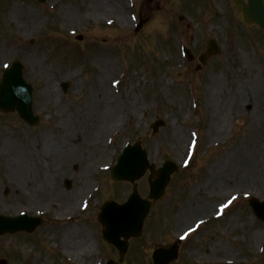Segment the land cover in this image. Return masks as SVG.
Here are the masks:
<instances>
[{"label": "rangeland", "instance_id": "1", "mask_svg": "<svg viewBox=\"0 0 264 264\" xmlns=\"http://www.w3.org/2000/svg\"><path fill=\"white\" fill-rule=\"evenodd\" d=\"M100 1H109L126 22L109 9L95 11L93 0H46L43 4L0 0V77L2 62L19 60L33 88V111L40 116L37 125L29 126L16 112L0 111V149L26 140L40 149L46 139L58 136L65 144L76 142L73 134L65 135L66 128L68 132L76 129L73 114L91 102V89L101 78L100 60L108 58L116 67L105 73L113 85L109 79L101 84L115 95L112 109L120 114L114 129L101 136L103 164L113 165L125 143L141 139L151 163L158 167L170 160L176 171L164 196L146 216L141 235L129 240L127 254L119 262L115 248L102 238L97 214L107 198L124 201L131 186L113 182L108 168L80 177L84 163L79 159L69 165L49 161L56 168L51 175L69 197L77 194L83 180L95 187L88 208L79 207L72 214L71 220L94 240L91 254L75 259L57 246V236L63 234L57 229L65 223L75 233L76 223L59 218L56 204L33 200L29 208L19 184L8 180L9 166L0 156V214L43 213L37 214L42 222L32 234L0 236V259L6 264H104L110 260L152 264L155 247L175 242L178 257L169 264H237L231 260L233 254L239 255V264H264V222L249 205L250 199L264 202V197L242 183L239 173L245 161H258L264 193V111L258 107L261 99H256L259 93L264 97L263 44L259 45L264 37L240 22L231 0ZM209 38L216 39L221 53L196 70V57ZM182 45L194 54L193 61L181 55ZM61 82L68 83L66 93ZM46 83L53 87L50 95L45 92ZM122 113L127 116L124 122ZM158 120L163 125L152 132L150 125ZM146 177L138 181L142 196L148 192ZM66 178L71 181L69 190ZM6 187L9 191L4 194ZM195 222L196 231L176 243L178 234ZM251 236L250 248L246 244Z\"/></svg>", "mask_w": 264, "mask_h": 264}, {"label": "bare ground", "instance_id": "2", "mask_svg": "<svg viewBox=\"0 0 264 264\" xmlns=\"http://www.w3.org/2000/svg\"><path fill=\"white\" fill-rule=\"evenodd\" d=\"M93 1V9H95V11L101 12L109 9L111 13H115L117 15L116 17L119 21L126 22L125 17L119 11L117 12L115 6L110 4L109 1ZM31 14L32 12L29 13V15ZM98 59L100 60V58ZM114 69H116V67L113 60L108 58L100 60L99 72L101 73V78L99 79V83L91 89L92 92L89 95L91 102L87 101L89 103L83 104L74 112L73 117L75 123L77 124L76 129L73 132H68L69 128H66L65 135L69 136L70 134H73L72 137H75L74 139L76 142L72 140L70 145L68 143L65 144L64 142H61L62 140H60V136H58L55 138L53 137V139H46L40 149L37 147L36 143H32L29 140L20 142L19 145H16L15 143L11 144L8 149H5V151H9L8 153L5 152L4 149H0V156L3 157L5 166H9L10 174L6 176L9 178L8 180L10 182L17 185L19 184L22 189V193H24L25 196L24 200L26 202L29 200V208H31V205L33 204L32 202H34L33 200H41L44 201L45 204H56L59 206V213H57L59 218L65 217L67 221L70 220L69 223H76L74 219L71 220L72 214L80 207V202L83 199V193H89L86 198H84L85 200L90 196V193L94 191V184L86 180H83V182L81 181L82 187L77 190V194H71L69 197L68 193L66 192V194L64 190L60 188L57 180H55V176L51 175L50 171H52V169L55 170V166L51 167L47 163L51 161L53 163L59 162L61 165H69V163L73 160L79 159L84 163L80 177L87 176L96 169L110 167V165L103 164L105 155L102 153L103 147L100 146V143L102 142L101 136L104 132H110L114 129L116 119L118 118L120 112L116 109H112V101L116 99L114 97L115 95H113L112 91L109 89L102 88L101 81H108L109 79V85L112 84L113 79L108 78L105 73L109 75V73H111ZM45 92L50 95L53 92V87L46 83ZM258 98L261 99V101L258 102V107L260 110L262 109L264 111V97L259 93L256 99ZM128 108V111L133 114L132 107L128 106ZM126 119L127 116L122 113L121 121L124 122ZM221 124L222 121L219 119L217 123V132L219 133L221 132ZM59 141L62 143L61 146ZM260 141L263 142L262 139H260ZM76 148L79 149L78 152L76 151ZM178 148H180V146ZM4 156L7 158H4ZM45 159H47L46 163L43 162ZM254 166L255 168L258 166V161H245L242 163L243 170L239 171V173H241L240 179L242 183L248 184L249 187L255 192H258L259 195H263V198L264 193L261 191L260 187L262 178H260L259 173H257V168L254 169ZM63 167L64 166H61V168ZM6 188L8 189V187ZM8 191L9 190H7L4 194H7ZM55 201H57V203ZM13 208L14 207L12 206L9 207V209ZM3 209L9 210L7 208ZM204 212L206 213V211ZM35 213L37 212L35 211ZM28 215L30 214L26 211H19L16 214L8 216V222L11 226L18 225L21 223L23 218ZM75 225V233L68 231L67 224L64 223L63 225H60L59 228H66L61 231H59V228L57 229V232L63 233L57 236V246L59 245L62 253L76 259L78 255H83L87 252V254H91L94 246V240L91 238V234L88 231H85L82 226L77 225V223ZM181 228L182 225H180L177 229L180 231ZM191 229L192 226H189L181 232ZM54 237L55 234L51 236L52 239ZM55 243H53V245ZM236 243L241 245L238 240H236ZM252 244L253 238L251 236L246 245L251 248ZM221 249L223 251L225 250L223 248ZM190 255L193 257L195 256V253H191ZM232 256L233 259L231 260L234 263L239 264L240 259L237 258L239 255L233 254Z\"/></svg>", "mask_w": 264, "mask_h": 264}, {"label": "water", "instance_id": "3", "mask_svg": "<svg viewBox=\"0 0 264 264\" xmlns=\"http://www.w3.org/2000/svg\"><path fill=\"white\" fill-rule=\"evenodd\" d=\"M235 3L239 10L242 13L243 20L247 23L255 22L261 28H264V4L263 0H248V3L245 4L243 0H235ZM217 52L216 45L212 42L209 44L208 52L203 55V57H207L209 54ZM201 59V58H200ZM202 61H204L202 59ZM22 66L19 63H14L11 70H7L4 75L3 79L0 83V93L6 92L14 93V90H22L20 85L23 84L26 88V99H22V104L18 100V103L12 102L10 106L0 105L2 108H6L7 110H12L13 106H15L21 116L26 119L30 124H35L37 122V118L33 117L31 114L30 109V86L27 85L21 76V69ZM66 88V85L64 86ZM2 99H8V96L5 98L0 97V101ZM24 101V102H23ZM9 102V101H8ZM162 124L161 122H156L153 125L154 130H156L157 126ZM149 168L151 170L150 177L154 174H157V177L154 181L149 179L150 183V197L153 199H158L164 192V187L169 181V176L174 170V166L170 162H165L163 167L159 168L158 170L154 171V166L149 165L148 161L146 160V153L140 147V143L137 142L133 146H128L122 155L118 159L117 165L112 170V178L113 179H124L134 182L135 179L140 178L146 169ZM67 187L70 186V183L66 182ZM134 205L135 208L138 210V214L135 215V211L133 209ZM151 203H145L144 201L140 200L137 195L136 188H133V194L130 196L129 200L124 205H116L115 203L109 201L102 206V212L100 214L99 219L104 223L106 229L104 230V234H107V237H113L114 234L112 233L115 229L120 227L122 232H117L116 238H108L109 241L118 245V236H128V235H138L140 233V229L142 226V222L146 213L149 209ZM255 211L257 212L258 209ZM264 213L262 211H258V216L264 218ZM2 222H8V219L0 217ZM137 220V228L136 230H127L130 226L133 227V220ZM122 222V223H121ZM121 223V224H119ZM5 228V229H4ZM10 228L9 225H6L2 229L4 231ZM121 252L123 253L125 250V246L122 245L120 247ZM176 256V249L175 247H171L168 250L158 249L154 252V263L155 264H166L171 258Z\"/></svg>", "mask_w": 264, "mask_h": 264}]
</instances>
